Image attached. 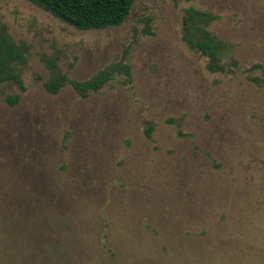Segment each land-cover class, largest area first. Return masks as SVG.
<instances>
[{"label":"rangeland","instance_id":"374dc122","mask_svg":"<svg viewBox=\"0 0 264 264\" xmlns=\"http://www.w3.org/2000/svg\"><path fill=\"white\" fill-rule=\"evenodd\" d=\"M190 7L226 72L185 43ZM2 29L29 49L0 88V264H264V0H135L89 31L0 0ZM126 51L130 80L44 87L49 58L86 81Z\"/></svg>","mask_w":264,"mask_h":264},{"label":"trees","instance_id":"16d2710c","mask_svg":"<svg viewBox=\"0 0 264 264\" xmlns=\"http://www.w3.org/2000/svg\"><path fill=\"white\" fill-rule=\"evenodd\" d=\"M37 6L52 13L62 22L81 31L103 30L123 25L131 14L135 0H30ZM208 12L199 11L193 7L186 10L184 41L191 50L198 51L208 59L207 69L211 73H224L227 68L222 63V41L210 30L214 21ZM152 35L151 30L145 31ZM28 47L16 45L8 35L6 29L0 31V88L4 84L16 83L21 90H25L23 80L14 69L15 65L24 64L27 60ZM128 51L120 63L111 68L98 72L86 81H75L56 67V59L46 60V66L51 71L49 79L44 83L46 91L57 95L62 88L70 84L77 95L86 99L91 93H99L113 79L114 75L131 76V69L124 62ZM252 66V69L260 68ZM20 100L19 95H9L6 101L10 106H16ZM153 127L146 130L148 138L151 137Z\"/></svg>","mask_w":264,"mask_h":264},{"label":"flooded vegetation","instance_id":"af4514ba","mask_svg":"<svg viewBox=\"0 0 264 264\" xmlns=\"http://www.w3.org/2000/svg\"><path fill=\"white\" fill-rule=\"evenodd\" d=\"M32 2V1H31ZM33 3V2H32ZM36 5V4H35ZM41 8V7H40ZM45 10V9H44ZM52 14V13H51ZM56 17V16H55Z\"/></svg>","mask_w":264,"mask_h":264}]
</instances>
